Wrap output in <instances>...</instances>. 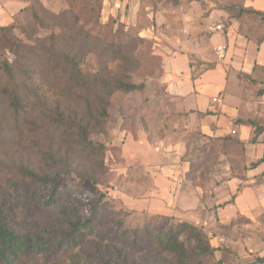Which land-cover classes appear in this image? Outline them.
Instances as JSON below:
<instances>
[{
    "label": "rangeland",
    "instance_id": "obj_1",
    "mask_svg": "<svg viewBox=\"0 0 264 264\" xmlns=\"http://www.w3.org/2000/svg\"><path fill=\"white\" fill-rule=\"evenodd\" d=\"M27 1L38 10L41 4L53 13L70 7L86 30L99 33L109 42L124 39L116 35L119 31L138 36L141 40L133 53L129 74L131 82L142 87L111 94L104 131H94L88 136L93 143L104 145L103 152L94 157L82 154L81 159L88 166L96 167L100 158L104 165L102 169L95 168L96 184L89 180L81 184L87 192L103 197L102 217L97 226L83 232L77 247L37 253L33 244L32 249L27 247L30 252L20 253L13 264H88L84 251H92V241L124 247L126 264H260L256 260L264 256V188L260 186L264 173L251 189H246L250 184L244 173L251 165L246 156L252 150L245 149L238 133L232 132L236 119L219 110L213 119L208 112L176 111L159 80L165 72L162 68L165 56L179 54L187 61L194 87L196 80L202 78V83L209 87L219 77L224 85L230 78L240 80L243 94L254 103L248 116L259 124L256 128L250 126L247 142L264 146V59L259 58V44L264 40V0H135L136 20L126 18L122 22L119 15L127 13L129 0ZM9 24L14 26L11 34L24 44L33 45L36 38L49 34L48 28L37 26L30 11L18 12ZM231 25L235 30L232 40L227 36L225 41L223 36ZM239 35L243 43L238 41ZM4 45L0 32V46ZM218 46L223 47L221 53ZM5 55L10 61L14 59L8 50ZM109 64L114 68L122 62ZM35 65L40 67V63ZM80 65L89 72L98 68L94 55ZM46 93L53 97L52 91ZM218 94L219 91H210L207 95L216 99ZM217 120V136H205L198 131L201 121L212 126ZM124 134L139 136L143 143L154 141L147 137L161 136L171 143L180 141L185 146L180 158L186 164L184 167L181 162L178 164L174 178L165 177L160 167L152 172L154 164L160 165L155 158L159 154L155 150L147 157L143 148L131 158L121 149L126 140H121ZM57 140L61 154L65 155L69 152L68 138L58 132ZM18 150L24 163L38 167L34 152ZM80 152H75L77 158ZM263 158L264 152H256L255 159ZM8 175L15 181L12 171ZM232 178L234 186L229 182ZM15 183L17 186L10 189L14 188L22 200L20 193L30 186L24 180ZM77 183L73 174L58 181L60 187H73ZM196 186L203 191L200 204L196 200L201 192H196ZM247 191L251 193L250 203L247 194H243ZM31 205L29 217L24 218L29 225L37 213ZM0 210L8 212L5 206ZM121 232L136 233L140 240L123 242Z\"/></svg>",
    "mask_w": 264,
    "mask_h": 264
},
{
    "label": "trees",
    "instance_id": "obj_2",
    "mask_svg": "<svg viewBox=\"0 0 264 264\" xmlns=\"http://www.w3.org/2000/svg\"><path fill=\"white\" fill-rule=\"evenodd\" d=\"M32 4L21 11H30L37 26L49 29L44 38H36L33 45L24 44L11 34L13 25H0L6 44L0 46V207L8 211L0 210V264H13L20 253H29L27 247L32 249L33 244L37 253L77 247L83 232L97 226L103 197L87 192L81 184L85 180L96 184L95 168L104 165L100 158L96 167L88 166L82 154L94 157L103 152L104 145L93 143L88 136L104 131L111 94L142 87L131 82L129 74L141 40L138 36L119 31L116 35L124 39L109 42L86 30L70 7L53 13L41 4L39 10ZM5 50L14 55L12 61ZM89 55L97 59L95 72L80 65ZM114 61L122 64L113 68L109 63ZM47 91H52L53 97ZM58 132L68 138L65 155L61 154ZM18 149L34 152L38 167L24 163ZM76 151H81L78 158ZM11 171L15 181L9 178ZM67 174L78 179L77 185H58L59 178ZM19 180L30 186L20 193L22 200L10 189ZM31 203L37 213L29 225L24 218L29 217ZM120 237L123 242L140 240L136 233L121 232ZM92 242V251H84L88 264H126L124 247ZM256 263H264V256Z\"/></svg>",
    "mask_w": 264,
    "mask_h": 264
},
{
    "label": "crops",
    "instance_id": "obj_3",
    "mask_svg": "<svg viewBox=\"0 0 264 264\" xmlns=\"http://www.w3.org/2000/svg\"><path fill=\"white\" fill-rule=\"evenodd\" d=\"M128 2L130 6L127 10V13L123 12L122 15H119L120 21L126 18H134L133 20H136L137 18L136 14L138 5L136 4V1L129 0ZM28 4L29 2L27 0H0V25H8L12 20V17L20 12L23 8L27 7ZM114 5L116 6V4ZM130 22L131 21H129V23ZM233 25L229 26L228 30L224 34L223 39H225V41L226 39L228 40L227 36L231 37L230 41L232 40V34L235 31ZM239 37H241V39H238V41L243 43V37L241 35H239ZM215 40L216 42H219L217 37H215ZM259 46L261 51L259 58L264 59V40L260 42ZM165 58L166 59L163 61L162 65V68H164L163 70L165 72L160 77L159 82L164 85L166 96L173 100L176 111L193 109L200 113L208 112L209 117L213 119V117H215V112L219 110L220 112L224 113L226 117H229L232 120L236 119L234 129L232 130H235V133H238L239 141L243 143L245 149H248L249 151L252 150L250 153L247 151L249 153L246 156L247 163H251V165L248 166V169L244 173V177L250 184V186H246V189H251L250 187L255 184L256 179L258 177L261 178L262 174L264 173V158L263 160L255 159L256 152H264V146H262L260 143L247 142L250 126L256 128L259 124L255 123L256 119H252L253 117L248 116L250 114L248 111L254 103L249 99V97L243 94L242 82L240 80L232 81L230 78V81L224 85V83L220 81L219 77V79H217L215 83L209 87L207 84L202 83L204 81L202 78L203 80L198 79L196 82L194 81V87L190 80L191 78L188 71L189 68L186 63L187 61H184V56L179 54L177 57L165 56ZM259 61L262 64V61ZM210 91H219L216 101H213V99H210V97L207 95ZM205 122L206 121H201L198 131L205 136H217L218 128L216 125L218 120L215 121V125L213 124L212 126L206 124ZM245 132L247 134L246 136ZM263 134L264 132L262 135ZM257 138L259 140L261 135ZM124 139L126 140L123 142L124 145L121 147V149L131 158L143 148H145V154L147 157L156 150L155 154L159 155L155 156V158L159 161L161 166L159 164H154V167L151 166L152 172L154 171L153 169L160 167L165 177L172 175L174 178V174H177L176 172L178 171V164L181 162V167H184V164H186V162L181 161L180 158L185 150L184 144L180 141L171 143L168 141L166 136H161L159 138L147 137V140L154 139V141H144L143 143L139 136L135 137L133 135V137H131L130 135L126 134L123 135L121 140ZM126 151L129 153L127 154ZM158 161L153 162L157 163ZM262 179L264 180V177H262ZM233 180L234 178H232L229 182H231V184L234 186ZM260 186L261 188H264V182L261 183ZM195 190L196 192H198V190L201 192L198 193L200 198L196 200L197 204H200L202 198L201 194L203 192L202 188L196 186ZM243 194H247L246 200H248L250 203L252 201L250 191L245 193L243 192Z\"/></svg>",
    "mask_w": 264,
    "mask_h": 264
},
{
    "label": "built area",
    "instance_id": "obj_4",
    "mask_svg": "<svg viewBox=\"0 0 264 264\" xmlns=\"http://www.w3.org/2000/svg\"><path fill=\"white\" fill-rule=\"evenodd\" d=\"M217 51L218 52H222L223 51V47L222 46H218L217 47ZM213 100H216L215 98ZM232 132H235V130H232Z\"/></svg>",
    "mask_w": 264,
    "mask_h": 264
}]
</instances>
